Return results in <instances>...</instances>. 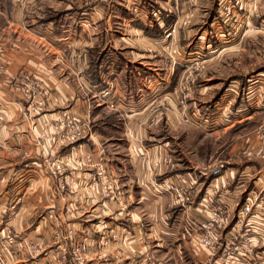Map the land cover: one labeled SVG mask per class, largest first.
I'll return each mask as SVG.
<instances>
[{
  "label": "crops",
  "instance_id": "obj_1",
  "mask_svg": "<svg viewBox=\"0 0 264 264\" xmlns=\"http://www.w3.org/2000/svg\"><path fill=\"white\" fill-rule=\"evenodd\" d=\"M59 2L10 0L7 20L16 33L8 26L11 39L0 40V239L11 231L37 247L33 255L3 248L1 264H76L70 248L83 239L89 244L83 264L264 263V243L248 263H222L220 248L208 251L198 241L209 198L217 204L223 192L237 190L242 201L264 190L258 133L233 143L228 158L209 169L186 167L170 147L171 131L186 123L177 102L185 71L180 63L172 66L168 41L182 48L191 27L180 15L197 0H85L61 8ZM26 75L48 93L40 113L26 112L20 91ZM198 85L187 83L188 105L199 103L196 94L204 89ZM64 111L86 125V138L64 144L43 134ZM84 153L92 165H79ZM56 157L68 163L59 178L46 168ZM98 164L117 177L118 198L103 196L93 182ZM177 175L196 180L185 187V205L157 187ZM62 181L66 189L59 191ZM226 207L233 212L236 205ZM263 207L254 201L252 230L260 235ZM68 229L72 237H64ZM242 230L235 225L224 232Z\"/></svg>",
  "mask_w": 264,
  "mask_h": 264
},
{
  "label": "rangeland",
  "instance_id": "obj_2",
  "mask_svg": "<svg viewBox=\"0 0 264 264\" xmlns=\"http://www.w3.org/2000/svg\"><path fill=\"white\" fill-rule=\"evenodd\" d=\"M9 1L0 0V40L11 39L10 34L16 33L12 31L14 27L9 25L7 20L8 11L12 10ZM61 1L60 8L66 2L75 1L80 4L85 0ZM242 1L246 6L245 11L237 10L235 0H197L198 4L192 6L186 13L181 14V11H178V15H183L182 23L191 27L189 29L191 35L181 45L182 48L178 42L168 41L172 66L180 63L185 71L181 74L183 82L177 102L181 120L186 123L176 131H171L170 147L174 149V154L180 152L183 155L188 168L198 165L209 169L214 163L228 158L230 154L228 150L232 148L233 143L242 138H249L253 132L258 133L264 142V106L262 105L264 100V0ZM8 26L10 34L6 32ZM162 40L165 41V39ZM172 57L175 59L172 60ZM196 80L199 81V85L195 88L204 90L203 96L199 93L201 90L197 92L196 97L199 103L194 107L192 103L189 105L186 103V99L189 98L187 83L191 84ZM158 81L160 82V79ZM244 106L247 110H241ZM171 111L174 112V109ZM184 112L187 118H183ZM238 113L244 114L240 116ZM71 115L74 117L73 114ZM235 116H238L237 119L240 121H237ZM219 121L231 124L225 128L219 127L220 125L215 126ZM201 122L204 124L200 127ZM50 129L49 126L43 134L48 133L51 138L57 140ZM239 150L234 151L235 156H232V159L236 157ZM24 153L29 155L28 152ZM49 161H46L47 165ZM179 176L181 175L174 176L177 182L170 177L160 184L170 183L172 188L165 189L166 192L172 193L175 204L185 205L190 198L180 202L176 196ZM193 180L196 181L192 178L190 182ZM159 189L161 191V188ZM58 190L61 191L60 185ZM122 202L126 203L127 209V202ZM234 212L235 210L230 213L233 215ZM250 218L253 221V218L257 219L258 216L251 213ZM228 226L234 227L235 219H232ZM200 232L199 229V234ZM77 242L79 241H72V243ZM217 248L220 247L215 249ZM20 249L23 250L22 247Z\"/></svg>",
  "mask_w": 264,
  "mask_h": 264
},
{
  "label": "built area",
  "instance_id": "obj_3",
  "mask_svg": "<svg viewBox=\"0 0 264 264\" xmlns=\"http://www.w3.org/2000/svg\"><path fill=\"white\" fill-rule=\"evenodd\" d=\"M235 6L237 7V10H246V6L242 0H235ZM170 34L171 31H167L163 39L169 38ZM174 59L175 57H172V60ZM20 91L27 101L26 112L28 114L40 113L43 111L48 93L42 85L26 75L21 84ZM102 92L108 93L107 90H102ZM263 102L262 105L264 106ZM241 108V110H247L246 106ZM182 116L183 118H187L185 112ZM204 122H206V120H204ZM204 122H201L200 126H202ZM50 128L53 136H56V139L64 144L77 143L89 135V130L87 129L86 125L66 111L61 114L59 119L55 120V122L51 124ZM24 155L27 156L28 154L24 153ZM82 156L84 158V162L79 161V165H92L93 161L90 153H84ZM67 166L68 163L63 161L61 158H54L48 162L47 169L48 172L55 177H61ZM178 178L179 184L177 185L178 189H176V196L180 202H184L186 199H188L185 187L188 185H194L196 181L193 180L190 182L186 176L182 175ZM92 179L94 183H97L96 185L99 187L103 196L108 198H118V179L110 173L105 165H97ZM59 185L61 191H64L66 188L64 181H62ZM158 186L161 188V190L172 188L170 183H167V185L158 184ZM237 195V190L225 191L218 198L217 204H213L212 200L209 198L204 208L206 214L199 223V229L201 230L198 236L199 244L203 248L209 250H214L216 247H220L222 263H225V261L248 263L252 257L254 249L258 245L264 243V230H262L261 235L258 232L254 233L252 231L253 221L250 218L253 211L254 201L258 202V206H260V202L264 203V190L252 195H248L242 201H238L236 199ZM16 203L17 201L12 203L9 206V209L14 210L16 208ZM229 204L236 205L233 215L226 207V205ZM126 206L127 205L125 202L121 203L122 208L125 209ZM260 210L261 215L259 217V221L264 223V207ZM51 216L53 217V215ZM232 219H235V225H239L242 229L245 227V229L239 233L232 234L222 232L223 229L226 228L232 221ZM73 235L74 231L68 229L65 237H72ZM116 236L117 233L115 232L110 234V238H116ZM104 242L105 240L101 241V244H104ZM88 246L89 244L86 239H83L72 245V248H70V255L76 264H83ZM21 247L24 251L26 250L29 255H33L37 251V247L34 245V243L26 241L25 239H19L15 233L7 232L6 235L0 239V264L3 261V248H6L8 253L14 255L18 250H20ZM142 264L147 263L145 262Z\"/></svg>",
  "mask_w": 264,
  "mask_h": 264
}]
</instances>
